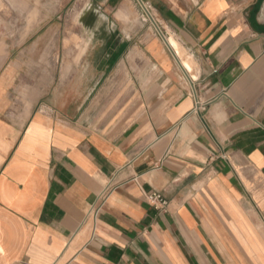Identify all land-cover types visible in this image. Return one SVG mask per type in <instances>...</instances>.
Listing matches in <instances>:
<instances>
[{"label":"crops","instance_id":"0c3cea01","mask_svg":"<svg viewBox=\"0 0 264 264\" xmlns=\"http://www.w3.org/2000/svg\"><path fill=\"white\" fill-rule=\"evenodd\" d=\"M84 1L60 91L0 0V264H264V0Z\"/></svg>","mask_w":264,"mask_h":264},{"label":"rangeland","instance_id":"374dc122","mask_svg":"<svg viewBox=\"0 0 264 264\" xmlns=\"http://www.w3.org/2000/svg\"><path fill=\"white\" fill-rule=\"evenodd\" d=\"M27 1L29 6L28 13L23 14L20 10V0H12L11 23L26 22L29 25L37 24L41 26V30L38 33L43 35L44 39H47L45 41L49 45V48L44 47V70L51 71L52 69L55 75L59 77L54 87L59 84L60 91L66 90L69 83V74L74 71L83 72L85 70L83 63L79 61L85 45L83 23L90 22L92 16L90 13H83L86 8L84 0ZM3 17L4 15L0 14V21L3 20ZM6 17H8L7 14ZM52 29L56 30L54 32V40L57 39L58 35L59 40L54 41L51 51ZM73 97L68 95L52 96L49 94L45 95V101L54 103L56 107L62 108L64 101L68 102ZM62 113L65 114V111Z\"/></svg>","mask_w":264,"mask_h":264},{"label":"built area","instance_id":"2783aa9c","mask_svg":"<svg viewBox=\"0 0 264 264\" xmlns=\"http://www.w3.org/2000/svg\"><path fill=\"white\" fill-rule=\"evenodd\" d=\"M139 5L142 7L144 15H149V5L141 1L139 2ZM145 199L150 205L154 206L157 209H164L167 204V199L165 198V196L156 191L147 193L145 195Z\"/></svg>","mask_w":264,"mask_h":264},{"label":"bare ground","instance_id":"6f19581e","mask_svg":"<svg viewBox=\"0 0 264 264\" xmlns=\"http://www.w3.org/2000/svg\"><path fill=\"white\" fill-rule=\"evenodd\" d=\"M169 38V37H168ZM170 40V42L173 44V46H174V48L178 51V54H179V47H178V45H177V43L173 40V39H169ZM185 64H187L186 62H184Z\"/></svg>","mask_w":264,"mask_h":264}]
</instances>
